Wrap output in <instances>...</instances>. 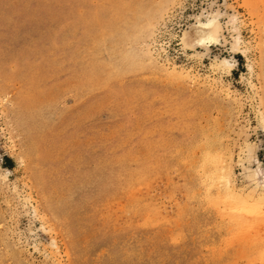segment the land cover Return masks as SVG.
I'll list each match as a JSON object with an SVG mask.
<instances>
[{
    "label": "rangeland",
    "instance_id": "1",
    "mask_svg": "<svg viewBox=\"0 0 264 264\" xmlns=\"http://www.w3.org/2000/svg\"><path fill=\"white\" fill-rule=\"evenodd\" d=\"M257 178L264 0H0V264H264Z\"/></svg>",
    "mask_w": 264,
    "mask_h": 264
},
{
    "label": "bare ground",
    "instance_id": "2",
    "mask_svg": "<svg viewBox=\"0 0 264 264\" xmlns=\"http://www.w3.org/2000/svg\"><path fill=\"white\" fill-rule=\"evenodd\" d=\"M209 26H210V24H209ZM201 27V26H200ZM192 32H193V34L195 35V36H197V37H195L197 40H198V43L199 44H201V43H203V42H206V40H210V39H212L213 37H214V35L212 34V32H211V29H210V27H208V25H206L205 27H201V29H197L196 27L192 30ZM188 38H190V37H188ZM188 38H187V40H188ZM193 39V38H192ZM215 39V38H214ZM185 41V40H184ZM216 155V154H215ZM206 157V156H205ZM211 157V156H210ZM224 157V156H223ZM215 159V158H214ZM213 160V159H212ZM215 161V160H214ZM213 163H215V162H213ZM218 163V162H217ZM203 168V167H202ZM218 168V167H217ZM216 167H215V169H216V171H217V174H218V176H219V174L220 173H218V169H217ZM220 172V171H219ZM212 173V172H211ZM212 174H215V171H214V173H212ZM206 176V175H205ZM224 176V175H223ZM219 177H221V176H219ZM258 177H260V176H258ZM216 179V178H215ZM259 178H257V180H258ZM259 180H261V179H259ZM214 181V180H213ZM262 182L264 181V179L263 180H261ZM260 181V182H261ZM214 185V184H213ZM228 188V187H227ZM230 189V188H229ZM232 191V190H231ZM207 192V191H206ZM209 197V196H208ZM240 198V197H239ZM248 199V198H247ZM243 200V199H242ZM244 202L246 201V200H243ZM241 202V201H240ZM249 203V202H248ZM241 223L239 224L240 226H242L243 227V225H242V221H240ZM246 225V224H245ZM246 227V226H245ZM238 228V227H237Z\"/></svg>",
    "mask_w": 264,
    "mask_h": 264
}]
</instances>
